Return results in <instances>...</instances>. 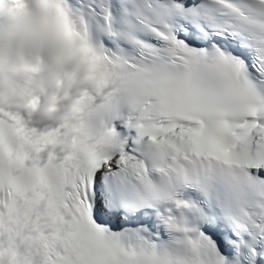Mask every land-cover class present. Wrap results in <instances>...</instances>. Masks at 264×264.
I'll return each instance as SVG.
<instances>
[{
  "label": "snow or ice",
  "instance_id": "1",
  "mask_svg": "<svg viewBox=\"0 0 264 264\" xmlns=\"http://www.w3.org/2000/svg\"><path fill=\"white\" fill-rule=\"evenodd\" d=\"M67 4L99 89L0 112V264H264V0Z\"/></svg>",
  "mask_w": 264,
  "mask_h": 264
},
{
  "label": "clouds",
  "instance_id": "2",
  "mask_svg": "<svg viewBox=\"0 0 264 264\" xmlns=\"http://www.w3.org/2000/svg\"><path fill=\"white\" fill-rule=\"evenodd\" d=\"M98 69L67 0H0V112L68 125Z\"/></svg>",
  "mask_w": 264,
  "mask_h": 264
}]
</instances>
